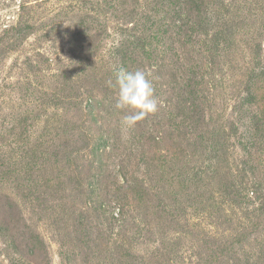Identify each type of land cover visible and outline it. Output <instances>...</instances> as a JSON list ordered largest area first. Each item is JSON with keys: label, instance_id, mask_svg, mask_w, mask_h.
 I'll return each instance as SVG.
<instances>
[{"label": "rangeland", "instance_id": "374dc122", "mask_svg": "<svg viewBox=\"0 0 264 264\" xmlns=\"http://www.w3.org/2000/svg\"><path fill=\"white\" fill-rule=\"evenodd\" d=\"M158 1L0 0V264H264V0Z\"/></svg>", "mask_w": 264, "mask_h": 264}, {"label": "clouds", "instance_id": "9594fccd", "mask_svg": "<svg viewBox=\"0 0 264 264\" xmlns=\"http://www.w3.org/2000/svg\"><path fill=\"white\" fill-rule=\"evenodd\" d=\"M148 70H129L123 65L114 68L112 79L106 84L116 90V108L126 111L121 123L127 128H134L147 116L158 110L155 88Z\"/></svg>", "mask_w": 264, "mask_h": 264}, {"label": "trees", "instance_id": "16d2710c", "mask_svg": "<svg viewBox=\"0 0 264 264\" xmlns=\"http://www.w3.org/2000/svg\"><path fill=\"white\" fill-rule=\"evenodd\" d=\"M155 1L154 0V4H155ZM200 5L197 3V0H189V3H188V9L187 10H190L189 13H191L192 11L196 12L193 14V20L196 21V23L198 24L200 21L203 20V8L205 6L203 0H200ZM166 6V7H169L170 9L169 10H175L176 8H181V3L178 1V0H159L156 4V7L155 5L153 6L152 9H156V12H155V15H159L161 12L164 11L163 7ZM165 7V8H166ZM183 11V10H182ZM182 11H178L177 12V16H173L174 17V20H177V24L176 22L174 21V23L172 24L173 27H175V29L177 30V32H182V31H189L188 29V26L187 25H191V18H188V16H184V12ZM166 12V11H165ZM175 13V12H174ZM144 14H141V16H143ZM188 21V23H187ZM204 21V20H203ZM202 21V22H203ZM154 26H156L157 28L154 30V32L158 35H163V36H166L164 33V31H160L159 29L162 27L160 25H157L156 23L153 24ZM163 33V34H162ZM190 33V32H189ZM185 34H188L187 32H184L183 35Z\"/></svg>", "mask_w": 264, "mask_h": 264}]
</instances>
